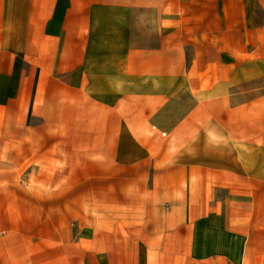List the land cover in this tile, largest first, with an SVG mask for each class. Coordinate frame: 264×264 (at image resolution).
<instances>
[{"label": "crops", "instance_id": "1", "mask_svg": "<svg viewBox=\"0 0 264 264\" xmlns=\"http://www.w3.org/2000/svg\"><path fill=\"white\" fill-rule=\"evenodd\" d=\"M0 264H264V0H0Z\"/></svg>", "mask_w": 264, "mask_h": 264}]
</instances>
